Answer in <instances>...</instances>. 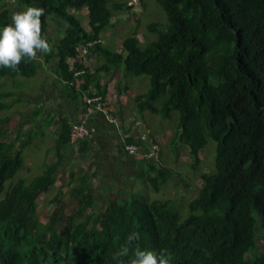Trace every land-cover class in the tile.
I'll list each match as a JSON object with an SVG mask.
<instances>
[{"label":"trees","instance_id":"obj_1","mask_svg":"<svg viewBox=\"0 0 264 264\" xmlns=\"http://www.w3.org/2000/svg\"><path fill=\"white\" fill-rule=\"evenodd\" d=\"M156 1L165 22L124 29L117 51L102 38L138 23L142 0H0V28L14 11L43 8L42 35L52 46L19 71L0 68V264H117L111 257L133 232L140 240L124 264L137 247L167 249L170 264H264V0ZM140 76L147 90L132 107L148 135L158 138L162 119L175 117L157 152L171 169L152 168L147 181L158 192L173 175L174 195L184 191L185 200L182 208L177 198L146 204L114 191L100 212L92 176L71 167L89 149V139H71L82 120L53 113L48 92L63 94L64 105L80 100L84 111L85 99L98 96L92 104L108 113L109 80L118 90ZM209 142L213 170H189L198 186L177 158L190 157L195 169ZM62 166L71 167L61 187L71 185L73 213L55 195L43 222L39 195Z\"/></svg>","mask_w":264,"mask_h":264},{"label":"crops","instance_id":"obj_2","mask_svg":"<svg viewBox=\"0 0 264 264\" xmlns=\"http://www.w3.org/2000/svg\"><path fill=\"white\" fill-rule=\"evenodd\" d=\"M130 90L129 87L124 86V83L118 84L117 90L115 81L109 80L106 95L107 116L87 107L84 111L80 100L64 105L63 94L58 93L55 96L56 93L48 92L53 113L57 115L65 110L72 119H84L87 124L95 128L96 133L89 139V149L79 158L85 162L95 189L97 188L96 192L102 199L110 197L114 191L131 194L134 181L141 177H143L142 182L147 181L146 177L150 175L152 168L163 166L171 169L170 163L158 159L159 141L152 140L140 116L134 115L132 106L135 94ZM113 123L115 125L117 123V126ZM120 125L122 128H119ZM129 139L132 140L131 144L138 147L136 157L129 156L122 150V141L129 142ZM174 179L173 175L169 178L170 185L174 184ZM174 193L173 189L168 192L170 195Z\"/></svg>","mask_w":264,"mask_h":264},{"label":"clouds","instance_id":"obj_3","mask_svg":"<svg viewBox=\"0 0 264 264\" xmlns=\"http://www.w3.org/2000/svg\"><path fill=\"white\" fill-rule=\"evenodd\" d=\"M44 14L45 10L43 8L31 6H27L23 10L14 11L12 13L10 18L11 22L0 28V68L19 71V65L22 61L30 62L36 60L38 54L42 56L52 52V46L48 42L47 37L42 35L43 29L41 17L44 16ZM93 98L99 97L95 96ZM87 100L90 99H85V106L87 108L93 109V111L107 116L105 111L100 108L98 109L96 105L88 104ZM80 126L84 128L85 133L76 139H72V130V141L90 139L93 137V132L95 131L93 126L87 124L84 119H82ZM130 148H134L133 153H130ZM122 150L129 156L136 157L138 155V147L135 144L127 143V141H122ZM74 163L75 167H73V171H77L78 167H80L87 172L86 164L82 159L78 157L75 159ZM64 168H67L70 172V166H62L59 172L63 171ZM69 186L71 185L68 184L65 187L68 188ZM131 190V194L135 196V191L132 188ZM94 192L98 200H105L98 196L96 190ZM114 195L115 194H112L108 197V201L113 200ZM128 196H130V194H128L127 197ZM106 203L107 202H104L105 206ZM139 240V232L130 233L126 237L125 243L119 247V249L112 255L111 259L117 262V264H124L122 258L129 255L131 245L134 241ZM132 257L133 258L129 260L128 264H170V260L172 259L171 254L167 249H161L159 253H157L155 251L141 250L139 247L136 248Z\"/></svg>","mask_w":264,"mask_h":264},{"label":"rangeland","instance_id":"obj_4","mask_svg":"<svg viewBox=\"0 0 264 264\" xmlns=\"http://www.w3.org/2000/svg\"><path fill=\"white\" fill-rule=\"evenodd\" d=\"M142 12L143 14L140 16L139 18V22L138 23H134V20L132 21V24H128L127 22H122L118 28L112 29V31H107L103 38L102 41H104V44L109 45L110 47H115V49L117 51H119V48L122 44L121 40L122 38L120 37L123 30L126 29V33H129V31L131 30H138L140 28H143L149 24L150 22H157V23H162L161 22V18H164L163 13L161 12L160 7L157 4L156 0H142ZM136 11L135 9L132 10V13ZM137 12V11H136ZM85 13V10L82 11V14ZM164 22H165V18H164ZM83 26H86V23L84 22ZM113 33V35H112ZM149 35V33H148ZM141 33L139 32V37H141ZM150 36V35H149ZM141 41V39H140ZM109 47V48H110ZM119 77V74H118ZM117 77V79H118ZM137 78V79H135ZM129 79H135L133 81L132 86L130 87V91L134 94L143 91L145 92L147 89L144 87V85L142 84V82H144L145 80L148 83V78L145 76H140V77H129ZM149 87V84H148ZM147 87V88H148ZM162 122H164L163 126L158 128V138H160V136L162 135V133L164 131L165 132V137L169 136V130L171 129L170 126L173 128L174 124H175V117H173L171 120H163ZM170 125V126H169ZM152 138V137H151ZM156 138V139H158ZM154 138H152V140H156ZM163 142H165V138H160L159 139V144L160 147L163 146ZM178 145H175L174 147L177 149V147H183L182 144L177 143ZM50 150H51V146H50ZM167 149H164L163 151H166ZM179 152L181 151L180 148L178 150ZM177 156V153H174ZM173 154V155H174ZM181 156V155H180ZM179 156V157H180ZM214 156H215V144L213 142H209L208 145L206 146V148L204 149V151L199 154V158L200 161L198 163V166H196L195 169H193V167L190 164V157L188 156H183L180 158H177L178 161H181L180 166L183 169L184 172V164H189V167H185V170L187 171H192L195 173L196 170H201V171H206V172H210L213 170V163H214ZM51 160V159H50ZM212 162V166H209V164ZM208 166L211 167V170L208 169ZM71 167H75V163L73 162V165ZM207 169V170H206ZM154 170V169H153ZM152 170V171H153ZM189 173L186 175V179L188 181H193L196 185L199 186L200 181L196 178H194V173ZM68 173L69 171L67 170V168H64L63 171L59 172L57 174V180L54 184V186L51 188V191L48 192V194H40L39 195V203H38V209H37V213L39 215V218L41 221H45L48 213L50 212L51 209H53V204L54 201H50L49 199H52L55 195H56V199L61 200L62 201V208L64 210L65 214H70V212L73 213V207L75 206V202L70 200V195L67 193V187H61L63 184V181L67 183V177H68ZM154 175V174H152ZM27 176V175H25ZM185 176V175H183ZM182 176V180L184 179ZM156 180H157V176L155 174ZM142 178H139L137 180L134 181V185L132 187V189L135 191L134 195L136 198H140V202L142 203H149L153 200H163V199H168V198H177V202H175L177 204V207L179 206L180 208H182V203L185 200V198L183 199H179V197H183L186 196V193L184 191H177V195L174 194H168V192L172 189V185H170L168 182H166L160 189L159 192H157V190L152 189V187L149 185L148 181H143L142 182ZM179 180H177L178 182ZM152 189V190H151ZM104 201L102 200H98L97 201V205L96 208L98 211H102L104 208Z\"/></svg>","mask_w":264,"mask_h":264},{"label":"built area","instance_id":"obj_5","mask_svg":"<svg viewBox=\"0 0 264 264\" xmlns=\"http://www.w3.org/2000/svg\"><path fill=\"white\" fill-rule=\"evenodd\" d=\"M99 100V98H93L90 100H87L88 104H92L94 101ZM97 108L99 109V106H97ZM85 133V130L83 127L79 126L78 128H76L75 130H73L72 133V139H76L77 137L82 136ZM130 153L134 152V148H130Z\"/></svg>","mask_w":264,"mask_h":264},{"label":"bare ground","instance_id":"obj_6","mask_svg":"<svg viewBox=\"0 0 264 264\" xmlns=\"http://www.w3.org/2000/svg\"><path fill=\"white\" fill-rule=\"evenodd\" d=\"M77 141V140H76Z\"/></svg>","mask_w":264,"mask_h":264}]
</instances>
